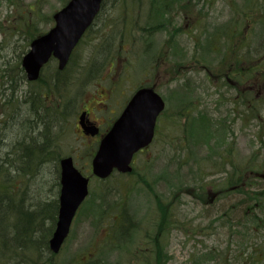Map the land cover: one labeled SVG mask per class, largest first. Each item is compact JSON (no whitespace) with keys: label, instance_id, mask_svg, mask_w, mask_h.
Returning <instances> with one entry per match:
<instances>
[{"label":"rangeland","instance_id":"374dc122","mask_svg":"<svg viewBox=\"0 0 264 264\" xmlns=\"http://www.w3.org/2000/svg\"><path fill=\"white\" fill-rule=\"evenodd\" d=\"M67 1L0 0V76L18 80L31 42ZM57 67L52 58L33 90L54 89ZM65 69L72 91L36 98L49 125L38 141L0 124L2 156L17 141L47 142L36 201L56 196L60 159L90 179L61 250L34 254V264H264V0H107ZM139 87L165 101L156 136L131 173L99 180L81 112L97 122L117 115Z\"/></svg>","mask_w":264,"mask_h":264},{"label":"water","instance_id":"95a60500","mask_svg":"<svg viewBox=\"0 0 264 264\" xmlns=\"http://www.w3.org/2000/svg\"><path fill=\"white\" fill-rule=\"evenodd\" d=\"M103 0H71L54 16L55 27L36 38L22 59L29 82L37 81L42 68L55 58L58 70L65 69L69 58L100 11ZM165 108L162 97L151 88L137 90L110 132L101 141L91 167L92 175L107 179L113 172L130 173L133 156L153 140L156 120ZM85 114L80 117L83 126ZM59 210L55 230L48 245L58 253L68 237L75 214L88 196L90 179L74 166L71 157L60 161Z\"/></svg>","mask_w":264,"mask_h":264},{"label":"trees","instance_id":"16d2710c","mask_svg":"<svg viewBox=\"0 0 264 264\" xmlns=\"http://www.w3.org/2000/svg\"><path fill=\"white\" fill-rule=\"evenodd\" d=\"M257 12H260V7H258ZM19 70L18 80L14 79L8 70L1 72L0 102L4 109L3 114H6V109H9L7 118L1 124L14 128L20 126L30 128L28 131L33 133V137L37 138L38 141L39 132H42L45 126L48 128L49 125L44 122L47 118L43 119V115L40 116L39 111L42 108L41 105L37 104L36 98L39 94H43L44 97L56 92L62 96L68 94L72 91L71 79H69L66 69L63 72L58 71L57 74L61 75L62 78L55 83L54 89L52 87L51 90H48L49 87L45 82L42 83L43 90H33L34 85L41 84L42 77L40 76L37 82L27 83L23 70ZM1 77H8L7 83ZM22 83H26L32 89L21 91ZM15 94L23 95V97L26 94V97L23 98L24 102L18 100L20 96L15 97ZM22 103L25 104V111L20 113ZM25 116L26 120H22ZM46 143L43 141L41 147L38 148L40 143L24 144V141H18L15 144L16 154L17 157H25L26 159L23 161H10L11 155L16 154L7 153L2 156L0 153V264H34V259H30L34 254L40 258H49L51 254L48 241L54 231L58 213L59 161H56L58 181H55L58 191L53 200L48 198L42 202L36 201V194L42 195L43 198V193L37 188L36 191L34 187L32 188V184L36 181L33 174H36L38 169L40 175L45 174V163H47L45 158L47 156L43 157V153ZM7 148L10 149V146ZM18 153L21 154L18 155ZM24 153L26 155H23ZM35 157H37L36 161ZM23 182H26L25 185ZM14 220L17 221L16 225L13 224ZM47 220L51 223L50 227L45 228L43 226ZM11 232L12 235L9 237ZM203 257V262L214 259L212 253Z\"/></svg>","mask_w":264,"mask_h":264},{"label":"flooded vegetation","instance_id":"af4514ba","mask_svg":"<svg viewBox=\"0 0 264 264\" xmlns=\"http://www.w3.org/2000/svg\"><path fill=\"white\" fill-rule=\"evenodd\" d=\"M8 1H10V0H8ZM71 0H68L67 2H66V4H64L63 5V7L61 8V10L65 7V6H67V4L70 2ZM106 1L107 0H103V2H102V4H101V7H100V11H99V13H98V15L95 17V19H94V21L92 22V24L90 25V27L85 31V33H84V35H83V37L90 31V29H91V27L92 26H94L95 25V21L97 20V18H98V16L100 15V13L102 12V10H103V7H104V5H105V3H106ZM36 7V6H35ZM34 9H36V8H34ZM34 9H30V11H32L33 12V10ZM60 10H58V11H56L53 15H52V22H53V26L52 27H50V29L47 31V33L53 28V27H55V25H56V23H55V20H54V16H55V14L57 13V12H59ZM5 31L6 32H8V33H10V31L9 30H7L6 29V27H5ZM7 34V33H6ZM46 34V33H45ZM44 35V34H43ZM40 36H42V35H40ZM39 36V37H40ZM38 38V37H37ZM36 39V38H35ZM52 60V59H51ZM50 60V61H51ZM139 88H141V87H139ZM138 88V89H139ZM137 90V89H136ZM135 90V91H136ZM22 107H21V109H20V113H23L24 111H25V104H23L22 103ZM0 106H2L1 105V102H0ZM0 117L1 116H4L5 114H3V112L2 111H4V109H3V107H0ZM92 109V111H95V109L92 107L91 108ZM124 109H125V107L116 115V113H114V112H111L110 114L112 115V116H109L108 118H107V116H105V120H101L100 121V119H101V117H103V116H100L99 117V121L100 122H97V121H95V120H91V118H90V114H89V112H88V110L89 109H85L84 111H82L81 112V114H85V117H84V119H83V121H82V123H83V128H82V126L80 125V122H79V128H80V131H81V133H82V135L85 137V138H87V141H89V142H91V143H93L94 144V148H95V153H96V151H97V149H98V147H99V145H100V143H101V141L104 139V137L110 132V130H111V128L113 127V125L115 124V122L118 120V118L121 116V114L123 113V111H124ZM101 111H106V110H104V108H101L100 109ZM20 113H19V116H20ZM159 118V117H158ZM22 120H26V116L22 119ZM157 121H158V119H157ZM2 123V120L0 119V124ZM3 127H5L6 128V130L7 129H9L10 127H6V126H3ZM13 129L14 130H18V135H19V138L21 139V135L22 134H24V131L26 130V127H24V126H20V127H16V128H14L13 127ZM156 130V129H155ZM155 136H156V132H155ZM154 136V137H155ZM23 137V136H22ZM0 139H5V136H4V133H3V135H2V137L0 138ZM19 139V140H20ZM154 140V139H153ZM16 141H17V139H16ZM22 141H24V140H22ZM18 142V141H17ZM16 142V143H17ZM15 143V144H16ZM1 145H2V143H1ZM3 146V145H2ZM144 151V149L143 150H141L140 151V153H142ZM9 153V152H8ZM95 153H93V155H95ZM21 154V153H20ZM92 155V157H94ZM26 158L24 157H20V160L21 161H23V160H25ZM61 160V159H60ZM59 160V161H60ZM133 164H134V161H132V166H133ZM125 175H127V174H125Z\"/></svg>","mask_w":264,"mask_h":264}]
</instances>
